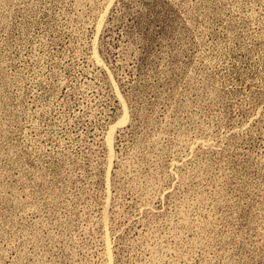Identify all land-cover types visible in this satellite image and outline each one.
<instances>
[{
  "label": "rangeland",
  "instance_id": "obj_1",
  "mask_svg": "<svg viewBox=\"0 0 264 264\" xmlns=\"http://www.w3.org/2000/svg\"><path fill=\"white\" fill-rule=\"evenodd\" d=\"M0 264H264V0H0Z\"/></svg>",
  "mask_w": 264,
  "mask_h": 264
}]
</instances>
